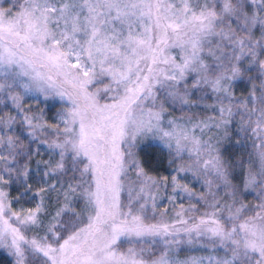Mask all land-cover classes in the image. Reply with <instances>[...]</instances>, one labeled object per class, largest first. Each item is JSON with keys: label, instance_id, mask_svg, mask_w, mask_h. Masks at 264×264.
Returning a JSON list of instances; mask_svg holds the SVG:
<instances>
[{"label": "snow or ice", "instance_id": "6c2138e0", "mask_svg": "<svg viewBox=\"0 0 264 264\" xmlns=\"http://www.w3.org/2000/svg\"><path fill=\"white\" fill-rule=\"evenodd\" d=\"M0 264H264V0H0Z\"/></svg>", "mask_w": 264, "mask_h": 264}, {"label": "trees", "instance_id": "16d2710c", "mask_svg": "<svg viewBox=\"0 0 264 264\" xmlns=\"http://www.w3.org/2000/svg\"><path fill=\"white\" fill-rule=\"evenodd\" d=\"M3 256V252L2 251H0V257H2Z\"/></svg>", "mask_w": 264, "mask_h": 264}, {"label": "rangeland", "instance_id": "374dc122", "mask_svg": "<svg viewBox=\"0 0 264 264\" xmlns=\"http://www.w3.org/2000/svg\"><path fill=\"white\" fill-rule=\"evenodd\" d=\"M0 251H2V250H0Z\"/></svg>", "mask_w": 264, "mask_h": 264}]
</instances>
